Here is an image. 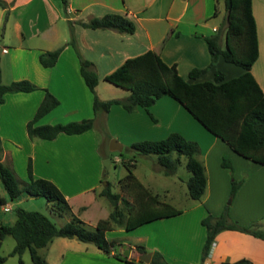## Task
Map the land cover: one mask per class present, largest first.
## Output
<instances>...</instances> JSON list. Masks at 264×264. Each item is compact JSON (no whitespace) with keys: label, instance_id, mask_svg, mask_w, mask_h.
Masks as SVG:
<instances>
[{"label":"crops","instance_id":"crops-1","mask_svg":"<svg viewBox=\"0 0 264 264\" xmlns=\"http://www.w3.org/2000/svg\"><path fill=\"white\" fill-rule=\"evenodd\" d=\"M5 1H12L6 18H4V10L0 9V15H3L5 24L10 19L12 11H15L19 6H28L38 1L43 8L48 9L49 13L44 27L37 26L40 16L26 22V24L29 23L31 29L29 35L31 36L27 35L29 27L26 29L25 22L19 21V18L13 21L14 29L22 41H27L29 37H38L41 40L38 43L48 40L45 47L41 44L34 47L38 54L63 46L53 66L49 68L41 66L43 71L38 72L34 68L31 77L25 76L30 83L35 85L34 90L3 95V102L0 104V126L2 122H6V124H4V136L0 134V143L3 146L1 162L4 165H7L5 164L7 161L10 162L7 166L15 171L18 178L23 181L27 180L26 162L30 158L33 178H43L54 183L67 201L72 214L73 209L77 211L84 209L85 206H79L77 198L89 192H94L93 194L96 195L99 193L100 190L97 191L96 188L103 171L100 166L102 159H99L94 147L86 150L85 139L91 138V129L103 120L108 126L111 114L129 118L128 127L136 134L130 138V144L140 140L161 139L170 132H176L185 139L195 141L198 145L200 144L199 140L205 137L208 141L206 147L202 150L199 146L198 152V158L202 157V160L199 161L203 165L206 178L204 192L207 189L210 193L213 187L211 182L214 178L220 180L221 177L223 179L224 174H228L229 171L220 166V157L224 153L230 155L235 175L236 168H240L241 171H246V169L250 172L253 171L251 170L253 162L242 157L239 158L240 156L236 157L238 155L232 152L226 144L202 129L203 127L169 96H161L147 108L155 119L154 121L140 107L132 112H127L120 105L112 104L106 113L100 112L94 115L90 97L83 103H71V100H77L75 94L80 95L77 90L84 92L83 98L86 95L81 86L77 87L83 82L79 74L78 56L92 63V69L97 78H102L112 71L124 59L136 56L146 50L155 52L166 64H175L177 73L183 78H186L192 68L209 65L210 55L203 37L218 34L220 47H224L223 32H219L225 15L223 0H61V5H58L57 0ZM109 12L119 13L130 19L134 23V32L121 34L108 29L83 28L77 24L79 21L100 17ZM251 12L255 23L258 54L250 72L264 94V0H251ZM3 22L2 26L0 25V30L4 28ZM59 22L62 24V30L57 28ZM48 30L49 34L46 35ZM70 36L73 37L74 47L67 44ZM0 48L2 53H6L8 50L7 46L2 45ZM215 71H221L224 79H228L240 74L242 69L218 57L197 78L187 79V81L212 80ZM35 73L37 74L35 75ZM38 75H40L39 78ZM44 90H47L58 100V105L39 118L36 124L43 125L47 123L45 120L50 123L60 121L66 123L72 120L69 115L78 114L81 110L82 114L77 116L76 120L84 117L93 118L92 128L79 134L59 133L51 140L30 141L26 135L25 124L33 116L44 95ZM121 92L122 96L114 98L127 95V90L121 89ZM9 117H15L18 120L19 139H17L15 128L10 126ZM119 121L118 119L116 122L119 123ZM3 137L6 140L7 149L4 148ZM16 153L21 154L19 162L14 159ZM87 153L90 155L87 156ZM87 159L90 161L89 166L85 164ZM126 161L124 159L112 161L114 165L120 163L125 170L124 174L121 173L116 177L118 187V180L126 174V169L122 164ZM129 163L132 164V172L134 161H129ZM236 165L238 166L236 167ZM132 175L144 188L133 172ZM60 180H63L61 181L63 188H61V184H58ZM124 192L128 196L126 199L134 203L129 190ZM0 196L6 198L1 185ZM97 196L100 197V194ZM23 198L29 199L30 197L20 194L14 202L15 205ZM200 199L201 197L198 200H193L195 203L187 209H177L180 211L178 214L155 216L151 219L147 215L133 223H124L121 228L105 231L106 239L119 240L120 256L126 257L127 260L133 259V263L116 259L112 254L95 253L92 255L95 256L96 262L102 264H136L138 259L135 260V257L138 253L134 247L142 245L146 250L145 253L150 254V258L152 252L157 251L170 264H200V250L205 239V227L202 220L209 213L207 199ZM14 203L5 202L0 206V225H8L13 221L10 211ZM213 209L218 210L219 206H215ZM256 217L257 214L256 216L252 214L249 219L254 220ZM95 223L89 222L88 224L94 226ZM108 233H112L114 237H107ZM127 248L128 255H123V251ZM242 258L247 259L250 264H264V240L238 231L223 230L214 237L204 264L233 262ZM142 264H149V262H142Z\"/></svg>","mask_w":264,"mask_h":264},{"label":"trees","instance_id":"trees-1","mask_svg":"<svg viewBox=\"0 0 264 264\" xmlns=\"http://www.w3.org/2000/svg\"><path fill=\"white\" fill-rule=\"evenodd\" d=\"M12 1L0 0V9H3L6 18ZM225 10L224 20L219 32H223L224 47H220L219 35L204 36L210 63L221 57L225 62L239 66L242 72L237 76L224 79L221 71H215L212 80L188 82L195 79L209 66L192 68L186 78L177 73L175 64H166L152 50H146L136 56L128 57L102 79L107 83L127 90V95L121 98L100 100L94 94L97 76L92 69V63L79 57V74L85 86L93 94L92 112L106 113L112 104H118L127 112L134 111L137 107L143 108L149 118L155 119L148 111L156 99L169 96L186 110L206 131L218 138L236 155L253 163L264 166V94L254 80L250 68L257 58V40L255 23L251 12V0H223ZM71 24L70 22H68ZM81 27L88 29H108L121 34L134 32V23L125 16L109 12L100 17H91L86 21L77 22ZM67 44L74 47L73 37L70 36ZM63 46L54 50L42 51L38 54V63L49 68L54 65ZM36 87L28 80H15L8 84L0 82V104L5 93L28 92ZM58 105V100L47 90L38 104L33 116L25 124V131L30 141L51 140L59 133L79 134L93 126V118H84L79 121L66 123L35 125V122ZM129 149L136 154L154 155L156 162L163 168L164 174H172L178 163L179 157H185V168L190 176L186 181L187 195L192 200H198L205 188L206 178L203 165L197 160L199 152L195 142L182 137L176 132L157 140H140L132 142ZM175 154V156H173ZM2 147L0 143V185L6 198L0 196V206L5 202H15L20 194L27 197H43L50 203L57 214L69 213V221L56 227L42 213L26 210L13 206V221L8 225H0V243L6 236H11L14 246L9 255H21L28 251L32 264H47L37 254V249L45 247L54 237L72 238L80 242L91 243L106 255L112 254L119 260L133 263L121 257L115 248L119 245L116 239L107 240L104 232L116 227H122V216L131 213L134 203L129 202L119 193H111L108 182L100 191L112 204V211L107 218L99 219L91 228L74 214L59 189L49 180L33 178L31 173L30 158L26 162L27 180L17 179L13 170L2 164ZM130 161H132L130 159ZM126 169L124 177L118 180L121 190H131L136 185L143 191L146 190L135 180L132 175V164L122 162ZM220 166L232 171L230 161L221 158ZM239 183L230 180L229 195L233 196ZM118 204L125 208L118 209ZM177 209L167 208L162 211L157 209L149 213V219L155 216H172L178 214ZM147 219V220H149ZM205 227V239L201 248L200 264H204L208 257L214 237L223 230H233L251 235L264 240V230L244 227L235 221L229 220L225 212L219 215H208L202 220ZM136 253L146 252L142 245H136ZM112 252V253H111ZM5 257L0 255V264ZM135 264V263H134ZM136 264H142L137 261ZM149 264H169L160 253L153 251ZM220 264H250L247 259H238L233 262L223 261Z\"/></svg>","mask_w":264,"mask_h":264},{"label":"rangeland","instance_id":"rangeland-1","mask_svg":"<svg viewBox=\"0 0 264 264\" xmlns=\"http://www.w3.org/2000/svg\"><path fill=\"white\" fill-rule=\"evenodd\" d=\"M57 2L58 5H61L62 3L61 0H57ZM41 5L42 4L40 2L36 1V3L34 2L28 6L17 7L15 11H12V15H10V19L6 24L5 22H3V15H0V25L2 24V22L4 24V28H1L0 30V46L3 45L8 47L6 53L0 52V82L3 84H8L11 81L15 80H28L25 76L31 77L34 68L37 70V72L43 71V68H41V65L37 60L38 52L34 47H36L38 44H41V46L45 47L48 40L44 41L43 43H38V41H41L38 37H29L27 41H22L13 26V21L19 18V21L21 20L23 23L25 22L24 24L27 29V27H29V23H27V25L26 22H29L30 19L40 16L37 20V26L39 28L44 27L49 11L47 8H43V6ZM57 28L62 30V24L60 22L58 23ZM30 32L31 29L29 27L27 29V35H29ZM48 34L49 30L48 32H46V35ZM36 74L37 73H35V75ZM39 77L40 75H38V78ZM82 85H77V87L80 88L81 86V88L85 90V97L83 98L82 96L84 94L82 90H77V93L80 94V97L75 94L74 96L77 97V100H71V103H83L88 99V97H90L91 100L93 99V94L85 86L84 82H82ZM94 94L98 97V99L103 100L123 95L121 92V88L107 83L102 78L97 79V84L94 88ZM8 105L10 104L8 103ZM81 112L82 111L80 110V113L78 114L76 113L69 115V118H72V120L70 121H79L81 119H84L85 117L76 120V118H78L77 116H81ZM15 117H9V120L11 121L10 126H13L15 128L17 139H19L18 137L20 135V125L18 124V120L17 118L15 119ZM3 119H5V117ZM118 119L120 120L119 123L116 122ZM45 121L47 122L45 124L65 123L63 121L51 123L48 122V120ZM36 122L35 125H38L36 124ZM128 122L129 118L123 117V115L116 116L111 114L109 116L108 126L103 120L99 123V125L97 124V126L91 129V138L85 139L86 150L88 151L89 149L94 147L99 159H102L100 161V166L103 171L99 178L100 181L98 182L96 190L101 191L104 188L103 182H108V189L111 193H119L121 194L120 196L128 198L125 192L121 190L118 185H116V177L120 176L121 173L124 174L125 170L120 163L114 165L112 161L124 159L129 162L130 160L128 159L131 158L135 164L132 172L143 184L147 194H144L143 191L136 185H133L131 187V190H129V192L130 196H132L133 198L132 200L134 202V209L131 213H124L121 219L123 224L133 223L134 221L147 216L149 213L151 214V211L153 210L156 211L157 209H161L162 211H165L167 210V208L187 209L188 207H190L195 202H193V200H191L187 195L186 181L188 180L190 173L185 168V157H179V163L172 174H164L163 168L156 162L154 155L136 154L133 150L128 148L130 145V138H132L133 135H136L133 133V130L128 127ZM4 124H6V122H2L0 126V134L2 136H4L5 134ZM142 130L146 132L145 129L142 128ZM138 131L141 132L140 130ZM139 132L135 131V133L137 134H139ZM196 136L200 137L198 135ZM203 138L204 139L199 140V145L196 143L198 149H200L201 147V149L204 150V148L206 147V143L208 141L205 137ZM111 139L116 140L117 143L121 145L120 151H109L108 145ZM2 140L4 148L7 149L5 138ZM1 147H3L2 144ZM89 155L90 154L87 153V156ZM198 155L199 153L196 155L197 160H202V157L198 158ZM20 156L21 154L19 153H16L14 155V159L16 162H19L21 160ZM173 156H175V154H173ZM222 157L228 159L230 163L232 162L229 154L224 153V155L222 154L220 158ZM105 159L110 160L108 167L106 168L102 163ZM5 164L9 165L10 162L7 161ZM85 164L89 166L90 161L87 159V161H85ZM237 166L238 165H236V167ZM217 167H219L218 164ZM252 167V169L249 168L253 170L251 172L248 169H246V171H241L240 168H236L237 176L235 175V169L232 168L231 172H228V174H224L223 179L222 177L220 180L214 178L211 182L213 187L210 190V193L207 189H205V192L201 196L200 200L207 199V205L209 204L207 209L208 212L212 215H219L221 212H225L229 220L235 221L240 226L264 230V166L253 163ZM242 170L244 169L242 168ZM13 172L15 173V171ZM231 178L239 183V187L233 196L229 195ZM17 179L23 181L18 177ZM61 181L63 180L58 181V184H61L60 186L61 188H63V183ZM100 191L97 195L100 194ZM93 193L94 192H89L86 195L77 198L78 202L80 203L79 206H85L84 209L80 211L74 209V211L72 210L73 214L78 217L88 228H91V226L88 224L89 222L94 223L99 219H105L112 211V204L105 196L100 195L99 197ZM16 204L17 205H15L14 203L13 205L26 210H33L42 213L56 227L64 225L69 221L70 218L69 213L57 214L52 205L46 202L43 197H30L29 199L23 198L22 201ZM215 206H219V209L214 210L213 208ZM122 207L123 209L125 208L122 204H118L119 210H122ZM252 214H255V216L257 214V217L254 218V220H252V218L249 219V216H251ZM10 215L13 217V209L10 211ZM114 228L117 229L121 227L115 226ZM107 237L111 238L114 236L112 233H108ZM117 241L119 242V240ZM13 246L14 240L11 236H6L1 241L0 255L5 257L4 262H2L1 264H32L27 250H25L19 256H10L9 253L12 250ZM114 251L119 253L118 246ZM95 253L103 252L97 249L93 244L80 242L75 237H54L52 241L45 247L37 249V254L48 264H102L96 262L95 256L92 255ZM135 260H137L136 257Z\"/></svg>","mask_w":264,"mask_h":264},{"label":"water","instance_id":"water-1","mask_svg":"<svg viewBox=\"0 0 264 264\" xmlns=\"http://www.w3.org/2000/svg\"><path fill=\"white\" fill-rule=\"evenodd\" d=\"M108 149H109V151H112V152L113 151H117L118 152V151L121 150V145L119 143H117L116 140L111 139L110 142H109V145H108ZM102 163H103L104 167L106 168V167H108L109 160L105 159V160H103ZM104 183L105 182H103V184ZM128 252H129V250L127 248L125 251H123V255H128ZM136 258L139 261H141V262L148 263L149 260H150V254L149 253H145V252L144 253H140V254L136 255Z\"/></svg>","mask_w":264,"mask_h":264}]
</instances>
